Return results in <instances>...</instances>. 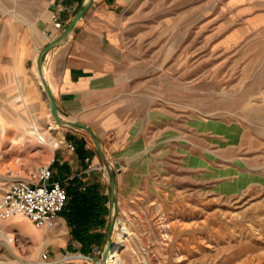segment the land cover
Here are the masks:
<instances>
[{"label":"rangeland","instance_id":"rangeland-1","mask_svg":"<svg viewBox=\"0 0 264 264\" xmlns=\"http://www.w3.org/2000/svg\"><path fill=\"white\" fill-rule=\"evenodd\" d=\"M52 1L0 0V195L52 160L56 175L57 159L75 146L68 127L47 129L44 108L14 103L30 85L15 71L34 67L43 29H55ZM117 15L129 70L120 110L136 140L127 176H118L136 199L125 218L115 203V220L131 231L124 262L264 264V0H127ZM105 167L93 165L87 178L108 197ZM112 208L81 254L62 224L0 221V264H100Z\"/></svg>","mask_w":264,"mask_h":264},{"label":"crops","instance_id":"crops-1","mask_svg":"<svg viewBox=\"0 0 264 264\" xmlns=\"http://www.w3.org/2000/svg\"><path fill=\"white\" fill-rule=\"evenodd\" d=\"M84 0H66L67 4H74V11H59L51 8L49 12L57 14L59 18L55 29L48 25L43 29L46 34L45 47L53 39L62 34V28L72 21L71 19ZM127 0H95L84 16L76 23L68 37L57 47L50 50L44 58L43 67L47 74L53 99L55 100L59 116L62 120L72 121L89 127L97 136L102 151L111 166L114 187L116 191L115 203L119 217H126V212L132 203L133 196L123 195V191L130 183L118 181L119 174L127 176L132 162V148L136 145L132 135V120L121 111L126 97L125 86L127 80L126 55L124 51L125 37L122 33V24L118 19L117 10ZM40 51V50H39ZM39 53V52H38ZM36 54V56L38 55ZM35 56V58H36ZM33 62L32 57H29ZM27 65V64H26ZM22 68L15 74L21 85L29 82L25 92L15 97L14 103L25 102V107L44 108L42 118H52L49 101L35 77H31L36 67L32 63L30 70L22 64ZM34 68V70H33ZM25 77H31L30 80ZM27 87L28 90H27ZM35 118L34 115L30 116ZM72 136L76 137L75 146H71L57 159L56 168L59 171L53 181L63 182L64 178L77 177L83 183L92 185L87 178L91 167L103 163L92 139L82 130L69 128ZM80 141V142H77ZM78 144H82L85 153L78 152ZM105 166V164H104ZM107 174V172H106ZM67 176V177H66ZM62 178V179H61ZM125 184V185H124ZM109 185V184H108ZM110 189V186H109ZM104 195H107L104 192ZM105 207L109 209L113 198L106 197ZM62 224L63 232L70 241V228L65 219L59 216L56 224ZM103 232L100 225H95L90 235L98 237ZM76 253L82 252L83 246L79 242L71 243ZM95 249V248H94ZM92 255H90L91 257ZM124 252L120 253L119 261L124 262ZM94 259L89 262L74 264H95Z\"/></svg>","mask_w":264,"mask_h":264},{"label":"built area","instance_id":"built-area-1","mask_svg":"<svg viewBox=\"0 0 264 264\" xmlns=\"http://www.w3.org/2000/svg\"><path fill=\"white\" fill-rule=\"evenodd\" d=\"M64 0H53L50 8L59 11H74V4L64 5ZM52 19L58 24V17ZM44 165L36 170L30 178L12 182L7 190L0 195V221L9 220L15 216H23L40 229H52L59 219L67 199V191L60 182L53 181L51 165ZM114 223L121 227V220ZM46 258V254H43ZM96 264H99L96 263Z\"/></svg>","mask_w":264,"mask_h":264},{"label":"trees","instance_id":"trees-1","mask_svg":"<svg viewBox=\"0 0 264 264\" xmlns=\"http://www.w3.org/2000/svg\"><path fill=\"white\" fill-rule=\"evenodd\" d=\"M78 152L85 153L82 144H78ZM68 199L60 213L70 228V235L74 241L90 244V231L95 225H102L107 212L106 196L99 192L96 185H87L74 177L66 187Z\"/></svg>","mask_w":264,"mask_h":264},{"label":"water","instance_id":"water-1","mask_svg":"<svg viewBox=\"0 0 264 264\" xmlns=\"http://www.w3.org/2000/svg\"><path fill=\"white\" fill-rule=\"evenodd\" d=\"M95 0H84L82 2V4L80 5L79 9L77 10V12L75 13V15L73 16V18L71 19L72 21H70L66 27L64 28L63 32L61 35H59L57 38L53 39L51 42H49L45 47L42 48V50H40V52L38 53L37 59H36V65H37V71L40 75L41 78V82L42 84L41 87L49 101L50 104V110L52 113V116L55 120V122L57 123V125L59 127H69V128H75V129H79L84 131L85 133H87V135L92 139L100 157L102 158L104 164H105V168H106V172H107V179L109 182V186H110V194L111 197L113 198V208L111 210V219H110V224H109V229H108V238H107V242L101 257V263L100 264H107L106 262V256L107 253L114 247V243L116 242V237L114 239L113 237V229H114V221H115V199L116 198V191H115V187H114V180H113V176H112V172H111V166L108 163V160L106 159L102 148L100 146V142L96 136V134L87 126L77 123V122H72V121H65L62 120L59 116L58 113V109L56 107L55 104V100L53 99L50 87L47 83V81L45 80V78L42 76V66H43V61L45 56L47 55V53L52 50L53 48L57 47L58 45H60L65 39L66 37H68V35L70 34L71 30L73 29V27L76 25V23L84 16V14L86 13V11L89 9V7L93 4Z\"/></svg>","mask_w":264,"mask_h":264},{"label":"bare ground","instance_id":"bare-ground-1","mask_svg":"<svg viewBox=\"0 0 264 264\" xmlns=\"http://www.w3.org/2000/svg\"><path fill=\"white\" fill-rule=\"evenodd\" d=\"M36 59H37V57H36ZM36 67H37V65H36ZM37 68H35V71L37 73L38 83L42 84L40 75H39V73L37 71ZM42 76L45 78V80H47L46 70H45V68L43 66H42ZM57 127L58 126H57V123L55 122L54 118L53 117L50 118V120L47 123V129L50 130V131H56L58 134H60V131L57 129ZM5 129H6L5 120H3L0 117V133H3L4 131H6ZM25 131H26V133H28V135H31V136L35 137L39 142H43L44 141V138L41 136L40 128L38 126L29 125L27 128H25ZM53 144H54V142H53ZM56 146H57V144L55 143L54 147H56ZM17 217H20V216H15V218H17ZM161 219H162V217H161ZM167 227L168 226H166V225L164 226V228H167ZM163 231H164V229H163ZM130 235H131V231L129 230L125 220H121V227H120L119 231L117 232V238H116V242L114 243V247L107 253V256H106L107 264H121L120 261H119V256H120V253L122 252V250L124 248H126L127 242L130 240L129 239ZM12 241H13V239L9 240V243L12 242Z\"/></svg>","mask_w":264,"mask_h":264}]
</instances>
